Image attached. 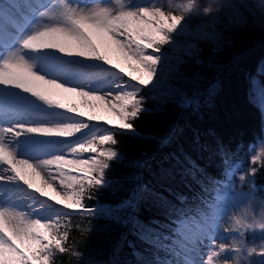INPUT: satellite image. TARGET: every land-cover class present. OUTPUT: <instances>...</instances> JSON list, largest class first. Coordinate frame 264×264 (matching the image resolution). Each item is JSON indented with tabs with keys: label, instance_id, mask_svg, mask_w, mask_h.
Segmentation results:
<instances>
[{
	"label": "trees",
	"instance_id": "trees-1",
	"mask_svg": "<svg viewBox=\"0 0 264 264\" xmlns=\"http://www.w3.org/2000/svg\"><path fill=\"white\" fill-rule=\"evenodd\" d=\"M177 1L192 4L193 19L212 17V29L194 41L195 56L163 71L157 90H132L140 111L130 128L101 133L115 143L97 147L115 156L97 153L108 167L104 184L85 192L91 211L55 217L68 236L52 264H179L176 221H208L221 190L233 194L226 225H254L233 234L234 262H264V155L252 160L264 147V0Z\"/></svg>",
	"mask_w": 264,
	"mask_h": 264
},
{
	"label": "snow or ice",
	"instance_id": "snow-or-ice-1",
	"mask_svg": "<svg viewBox=\"0 0 264 264\" xmlns=\"http://www.w3.org/2000/svg\"><path fill=\"white\" fill-rule=\"evenodd\" d=\"M191 5L189 3L183 9L184 13ZM10 8L9 4L0 7V32H9L19 27L17 16ZM204 11L207 12L208 9L205 8ZM184 18V14L176 15L155 5L86 8L63 4L62 9L52 17L58 22L46 25L42 30L33 26L32 31L25 33L18 40V51L0 59V92L19 89L46 105L57 106L78 116H75L74 123L50 124L9 118L10 109L6 107V98L0 95V166L4 167L5 173L0 174V182H23L29 189H35L47 196L48 193L38 186L37 181L56 192L54 182L59 179V184L64 188L63 195L56 192L52 199L60 197L59 203L66 204L71 210L91 211L83 203L85 192L88 186L99 187L104 184V169L108 167L107 161L98 158L97 153L99 157L107 156L109 159L115 156V151L105 152L98 148L97 141L100 144L105 141L115 143L112 134L93 136L92 139L78 142L75 147L69 149V153H88L87 159H69L65 155H53L49 159L36 160L35 163L30 162L34 157L20 158L27 155L22 154V146L17 141L30 134L70 137L88 127L78 117L87 116L89 120L101 121L104 115L100 113L111 117L108 123L115 121L118 128H130V118L140 111L138 98L130 91L98 92L85 90L84 87L68 86L69 84L54 77L38 74V71L34 70L37 61L43 65L48 59L43 50L55 49L68 56L96 59L109 66L114 65L119 71L112 72L125 74L131 81H138V85H148L154 79L160 57L147 54V50L154 49V52L158 53L160 46L170 39L168 34L173 32ZM22 50L37 55L29 60L21 54ZM82 108L88 111H83ZM260 158L253 156L252 160L255 162ZM52 166H55L58 176L52 173ZM69 167L78 170L80 174L68 175L65 168ZM256 171L255 167L251 168V175L254 176ZM244 178L240 177L241 180ZM51 207L46 201L41 202L40 207L33 208L31 212L18 211L15 206H0V264H52L56 250L60 253L66 251L63 242L68 233L57 232L60 227L59 219L44 214L45 208ZM223 214L222 209L217 210L216 221H209L208 231L197 238V243L205 247L215 246L216 226ZM235 225L233 230L238 232L240 237L245 234L242 229L254 227L252 224L242 225L239 220ZM257 226L264 230V223ZM219 248L223 252L239 251L236 244L231 248L220 244ZM248 252L255 253L256 249L249 248ZM259 254L264 256V246ZM216 256L215 251H210L206 262L201 261V264H213Z\"/></svg>",
	"mask_w": 264,
	"mask_h": 264
},
{
	"label": "rangeland",
	"instance_id": "rangeland-1",
	"mask_svg": "<svg viewBox=\"0 0 264 264\" xmlns=\"http://www.w3.org/2000/svg\"><path fill=\"white\" fill-rule=\"evenodd\" d=\"M6 4L11 5V12L16 14L19 25L17 29H20V31L17 35H11L12 44L4 46L0 45V59L18 51V40L25 33L32 31L33 26H36L38 30H42L44 26L58 22L54 21L52 17L62 9L63 4H71L74 7L78 6L86 8H95L99 6L115 8L120 5L132 7L155 5L161 6L166 11H171L176 15L184 14V20H182L177 28L171 32L183 37L177 39L170 36L171 38L168 42L160 46V51L158 53H155L154 49L147 50V54H155L160 57L154 79L149 82L148 85H138V81H131V78L127 75L116 73L119 70L115 69L114 65L109 66L96 59L68 56L55 49L43 50V52L48 56V59L43 65H40L37 61V67L34 70L38 71V74H45L47 76L54 77L60 82L69 84L68 86L84 87L85 90L98 92H115L118 90L132 92V90H135L140 86L157 90V85L161 81L163 71L174 66L175 62L179 61L182 57L188 55L195 56L198 48L194 41L208 35L209 30L212 29L213 26L212 17L193 19L188 11L186 13L183 11L187 4L177 0H119V4H117V0H0V7H5ZM44 13H47V15H42ZM17 29H11L9 32H0V35L3 33L6 35L12 34L17 32ZM171 33L169 34L171 35ZM21 54L29 60L37 55V53L29 52L27 50H22ZM0 95H3L7 100L13 99L19 102H25L26 109L38 108L44 111L43 116H38L35 113L32 114V120L28 114H24L21 118H23L24 120L22 121L25 122L36 124H50L55 122L74 123L76 122L74 121L75 116H78V114L67 112V110L60 109L57 106L46 105L38 98L29 93L22 92L19 89H9L7 92H0ZM81 110L88 111L86 108H82ZM20 111L21 109H18V113L16 112L13 116L17 117ZM100 114L104 115V119L101 121L89 120L87 116L78 117L79 119H82L88 127L82 129L80 132L74 133L70 137L45 134H30L28 136L21 137L17 143L21 144L22 151H25L28 156L20 158L28 159L34 157L35 159L30 160L32 163H35L36 160L49 159L53 155H65L66 158L69 159H87L89 155L88 153H69V149L71 147H75L78 142H85L88 139H92L93 136H101V133L105 132L109 128L118 127L115 121L111 124L108 123V120L111 119L110 116L104 113ZM27 116L29 118H27ZM9 118L11 117L9 116ZM98 142L99 141H97V143ZM263 153L264 147L261 146L258 149L256 156L261 157ZM51 170L54 175H59L55 170V166H52ZM65 172L68 175L80 174L78 170L71 167L65 168ZM0 174H5L3 166H0ZM42 175H45V173H42ZM66 178L67 177H65V179ZM1 183L6 185L4 182ZM14 184L22 186L23 182ZM37 184L42 187L48 195L44 196L41 192H37L35 189H26L28 197L30 198L27 206L19 207L18 205H15L17 201L15 204L13 203L14 205L12 204L17 207L18 211L31 212L33 208H39L41 202L44 201H46L47 204L52 205L51 208H45L44 214L52 216L53 218H55L59 213L71 211V209L67 208L66 204L59 203L60 197H57L56 200L52 199V197L56 195V192H60L61 196L63 195L64 188H62L59 184V179L54 182L56 192L47 188L46 185L41 184L39 181H37ZM221 191L222 192L219 194L220 197H217L218 201L212 206L211 212H209L206 217L210 218L208 221L186 220V224L182 223L181 225L179 224L175 227V230L179 232L176 244L179 247V256L182 259V262L180 261L179 264H201V261L206 262L210 251H215L217 253L213 264H236L234 262V255L236 251L223 252L219 248L220 244L231 248L233 245L231 243L233 234L237 233L233 230L234 228L229 227L226 225L227 223L224 222V214L228 208V202L233 199V194L226 190ZM34 197L35 200H33ZM126 203H130V201L125 200L123 202V204ZM100 207L106 208L105 206ZM219 209H222L224 214L219 219L216 226L215 246L205 247V245L196 242L197 238L203 236L208 231V223L210 220L212 222L216 221L215 213Z\"/></svg>",
	"mask_w": 264,
	"mask_h": 264
},
{
	"label": "bare ground",
	"instance_id": "bare-ground-1",
	"mask_svg": "<svg viewBox=\"0 0 264 264\" xmlns=\"http://www.w3.org/2000/svg\"><path fill=\"white\" fill-rule=\"evenodd\" d=\"M4 42H6L5 39H0L1 44H3ZM25 104L26 103L22 102V101L19 102L17 100H13V99H8V100L6 99V107L8 109H10L9 116L14 117L13 115L18 111V109H21L19 115H17V117H16L19 120H24L23 118H21L22 116H24V114H28V116L31 118V120L33 118L32 114H34V113L38 116L44 115L43 110L38 109V108L26 109ZM28 116H27V118H29ZM22 154H26V152L22 151ZM27 156H23V157H27ZM26 189H29V188L25 184H23L22 186H20V185L17 186L14 183H11L8 185L7 184L4 185L3 183H1L0 184V193H1V195H0V206L12 207L15 204V202L17 201L15 205H18L19 207H24V206L26 207L27 203L30 201V198L28 197V193H27ZM36 198H38V197H36ZM33 200H35V197L33 198Z\"/></svg>",
	"mask_w": 264,
	"mask_h": 264
}]
</instances>
